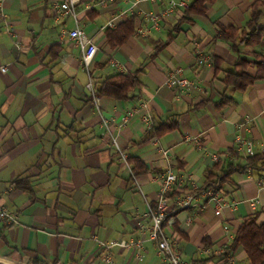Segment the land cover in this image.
<instances>
[{
    "label": "crops",
    "instance_id": "0c3cea01",
    "mask_svg": "<svg viewBox=\"0 0 264 264\" xmlns=\"http://www.w3.org/2000/svg\"><path fill=\"white\" fill-rule=\"evenodd\" d=\"M256 1L217 0L206 16H192L190 22L183 20L186 10L166 16L163 6L146 0H79L77 22L60 15V0L3 2L0 201L19 222L0 223V262L107 264L108 256L113 264H162L155 243L141 229L150 224L149 210L158 200V177L172 171L183 180L171 194L173 205L203 184L216 157L233 160L230 149L245 157L264 148V80L245 92L226 88L223 75L236 56L218 36L221 28L242 29ZM132 18L136 34L112 50L107 24L118 27ZM76 26L98 47L89 68L67 36ZM167 41L154 57L156 47ZM241 51L249 59L264 54V41ZM201 58L207 63L199 65ZM216 59L221 60L218 75ZM179 68L195 85L175 93L166 82ZM136 72L141 85L132 98L98 97L99 112L94 94L102 83ZM247 72L253 76L255 69ZM223 96L231 102L218 108ZM144 101L152 130L169 121H178V130L147 140L152 130L140 115L123 123ZM100 113L112 123L109 132ZM123 155L140 158L149 171L133 175ZM17 180H24L21 186ZM232 180L221 190V208L199 195L166 226L170 242L189 264H248L241 247L234 252L228 247L245 219L264 225V175L237 173ZM28 185L32 191L25 190ZM122 239L145 240L144 257L137 260L134 250L104 246Z\"/></svg>",
    "mask_w": 264,
    "mask_h": 264
},
{
    "label": "trees",
    "instance_id": "16d2710c",
    "mask_svg": "<svg viewBox=\"0 0 264 264\" xmlns=\"http://www.w3.org/2000/svg\"><path fill=\"white\" fill-rule=\"evenodd\" d=\"M217 0H194L189 9L184 13L185 21L190 22V17H204L208 11V5L214 4ZM264 16V0H257L250 8L249 19L242 29L235 27L221 28L219 39L226 42L230 46V50L236 56V61L231 69L225 72L223 84L226 88H230L235 92H245L249 87L264 80V54L253 53L252 59L242 55L241 47L259 46L264 41V25H260V20ZM182 23V22H181ZM179 28L175 30L178 32ZM137 32L135 20L132 18L121 23L114 30H107L106 36L108 45L112 50H118L124 46L130 38ZM173 36L169 37L170 41ZM165 42L156 47L154 57L157 56L168 43ZM56 49V48H55ZM216 75L221 72V60H215ZM253 67L255 74L250 75L247 70ZM139 72L136 73H118L108 79L99 87L96 95L99 98H110L115 101H128L132 98V94L141 85L138 78ZM231 99L223 96L221 102L217 105L222 108L229 104ZM179 128L178 121H169L162 124L157 129L152 130L147 140L161 138L163 135L176 131ZM228 152L232 155L233 160L221 159L208 169L204 176L203 184L194 191V195H200L212 188L214 191H221L226 184L233 182L234 174H242L250 168L258 175H264V148L247 155L241 156L237 149H230ZM129 164L132 166L133 175L139 176L147 173L149 170L145 163L138 157H129ZM24 180H17V186ZM32 191L28 185L25 189ZM208 201V200H207ZM206 201V202H207ZM153 208L157 207V203L152 204ZM178 212V211H177ZM177 212L170 214L165 222L166 227L171 218H175ZM173 225L178 229V221L175 220ZM180 232V231H179ZM239 247L243 249L247 256L248 264H264V225L257 224L254 217L245 219L239 226L231 241L228 251L234 252Z\"/></svg>",
    "mask_w": 264,
    "mask_h": 264
},
{
    "label": "built area",
    "instance_id": "2783aa9c",
    "mask_svg": "<svg viewBox=\"0 0 264 264\" xmlns=\"http://www.w3.org/2000/svg\"><path fill=\"white\" fill-rule=\"evenodd\" d=\"M5 0H0V7L3 6V2ZM106 1H112V0H106ZM122 1H128V0H122ZM148 2L161 5L165 8L164 14L166 16L173 14L176 10H187L189 9V0H146ZM79 0H60V3L58 4L59 13L63 17H72L76 22L78 21V13H77V4ZM117 25L111 21L107 24L106 29L107 30H114L116 29ZM68 38L72 40L75 45L81 50L82 52V62L86 68H89L90 65L93 63L96 54L98 52V47L95 45V43L88 38L86 33L78 26H76L75 29L71 30L67 34ZM199 65H203L207 63L206 59L201 58L198 61ZM2 73L6 72V68L1 69ZM195 83L193 81H190L185 77V72L183 69L179 68L176 69L170 76L169 79L166 82L167 88L174 91L175 93H181L183 91L189 90L192 87H194ZM89 89L93 92V84L90 82ZM94 94V93H93ZM94 99L97 103V108L100 112V103L98 96L94 94ZM140 115L142 123L148 128L153 129V116L151 115L149 111V104L147 102H142L139 107L132 109L126 116L125 119H123V123H126L129 119L132 117ZM100 120H101V126L105 128L108 132L110 129V125L112 124L110 120L106 119L101 113H100ZM123 124L119 125V127H122ZM165 154L167 152H164ZM251 153V152H250ZM123 160L129 164L128 158L126 156H122ZM220 159L219 157L215 158V161L218 162ZM130 165V164H129ZM251 169L247 168L248 173H251ZM158 183L160 186V190L158 193V200H157V207L153 208L150 207L149 210V218H150V224L148 226H142L141 229L143 232L148 234V240L155 243L157 248V255L161 260L162 264H189L186 262L182 256L181 252L178 248H176L172 243L170 242L167 233H166V227L164 226V222L166 218L170 215L175 213L179 209H189L193 207V201L197 199L194 195V191L196 190H190L181 197H178L174 200V204H170V198L173 190L178 184H182L183 180H180L179 177L172 171L167 172L166 174H162L158 177ZM202 196H205L208 199H213L217 203V207H222L223 204V198L221 196V191H214L212 188L208 189L204 193L200 194ZM232 205V204H230ZM172 219H170L169 223L172 222ZM19 222V216L17 213L11 211L7 206H5L0 201V223H5L7 225H15ZM107 249L113 248V247H119L121 249H128V250H134L135 251V257L137 260H141L144 257V254L146 252L145 247V240L143 239H137V240H118V241H112L108 244L104 245ZM107 264H113L110 257L107 256Z\"/></svg>",
    "mask_w": 264,
    "mask_h": 264
},
{
    "label": "rangeland",
    "instance_id": "374dc122",
    "mask_svg": "<svg viewBox=\"0 0 264 264\" xmlns=\"http://www.w3.org/2000/svg\"><path fill=\"white\" fill-rule=\"evenodd\" d=\"M260 25L262 26V25H264V16L261 18V20H260ZM251 68H253V67H251ZM224 76V75H223ZM246 263H247V261H246Z\"/></svg>",
    "mask_w": 264,
    "mask_h": 264
},
{
    "label": "water",
    "instance_id": "95a60500",
    "mask_svg": "<svg viewBox=\"0 0 264 264\" xmlns=\"http://www.w3.org/2000/svg\"><path fill=\"white\" fill-rule=\"evenodd\" d=\"M0 264H6V263L0 262Z\"/></svg>",
    "mask_w": 264,
    "mask_h": 264
}]
</instances>
